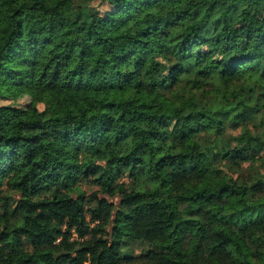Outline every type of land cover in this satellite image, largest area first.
Instances as JSON below:
<instances>
[{
  "label": "trees",
  "instance_id": "trees-1",
  "mask_svg": "<svg viewBox=\"0 0 264 264\" xmlns=\"http://www.w3.org/2000/svg\"><path fill=\"white\" fill-rule=\"evenodd\" d=\"M2 99L0 264H264V0H0Z\"/></svg>",
  "mask_w": 264,
  "mask_h": 264
},
{
  "label": "rangeland",
  "instance_id": "rangeland-1",
  "mask_svg": "<svg viewBox=\"0 0 264 264\" xmlns=\"http://www.w3.org/2000/svg\"><path fill=\"white\" fill-rule=\"evenodd\" d=\"M84 1H88L91 3H98V0H84ZM108 7H110V5L107 3H103L101 6V8L103 9ZM6 102H9V100L6 99L0 100V103H6ZM14 103L28 110L32 107L34 103V95L31 92H23L20 96H18L17 100ZM38 104L39 107L41 108L44 107L43 102H40ZM239 130L240 128H231V127L227 128V132L229 133H237ZM77 185L81 187L83 190L87 191L88 193L100 188V184L90 178L88 179L82 178ZM149 249H160V247L156 244L136 245L135 253H143L148 251Z\"/></svg>",
  "mask_w": 264,
  "mask_h": 264
}]
</instances>
